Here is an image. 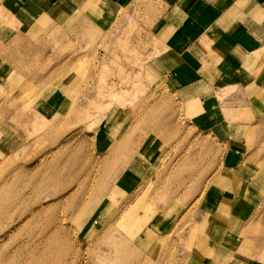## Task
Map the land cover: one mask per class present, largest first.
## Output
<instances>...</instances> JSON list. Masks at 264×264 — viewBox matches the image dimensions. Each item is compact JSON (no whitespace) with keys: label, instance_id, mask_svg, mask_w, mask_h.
<instances>
[{"label":"rangeland","instance_id":"obj_1","mask_svg":"<svg viewBox=\"0 0 264 264\" xmlns=\"http://www.w3.org/2000/svg\"><path fill=\"white\" fill-rule=\"evenodd\" d=\"M139 10L69 20L59 50L33 38L48 67L33 52L0 103V264H264V124L214 130L216 112L154 85Z\"/></svg>","mask_w":264,"mask_h":264},{"label":"crops","instance_id":"obj_2","mask_svg":"<svg viewBox=\"0 0 264 264\" xmlns=\"http://www.w3.org/2000/svg\"><path fill=\"white\" fill-rule=\"evenodd\" d=\"M135 5L152 8L146 19L139 10L137 19L149 20L154 85L163 84L192 109L216 112L214 130L228 134L264 124V0H0V103L13 100L28 79L33 52L34 67L47 63L48 43L36 46L33 38L56 35L59 50L69 20L108 30L119 10ZM225 145L232 162L241 158V135L229 136Z\"/></svg>","mask_w":264,"mask_h":264},{"label":"bare ground","instance_id":"obj_3","mask_svg":"<svg viewBox=\"0 0 264 264\" xmlns=\"http://www.w3.org/2000/svg\"><path fill=\"white\" fill-rule=\"evenodd\" d=\"M222 174V173H221ZM9 181V180H8ZM6 182V181H5ZM1 188V187H0ZM141 191V190H140ZM139 192V191H138ZM137 192V193H138ZM140 194V193H139ZM137 196V195H136ZM135 196V197H136ZM195 201V200H194ZM196 202V201H195ZM197 204H198V201H197ZM193 206V205H192ZM191 206V207H192ZM194 206H195V204H194ZM193 208H195V207H193ZM0 210H3L2 208H0ZM191 210V209H190ZM194 210V209H193ZM188 213V212H187ZM219 213H220V211H219ZM187 216V218H188V215H186ZM253 216V215H252ZM253 218V217H252ZM248 220H250V218L248 219ZM252 220V219H251ZM247 222V221H246ZM143 232V231H142ZM150 234H152L151 233V231H149V232H147L146 234H145V238H147L148 239V237L150 236ZM217 234V233H216ZM138 238V237H137ZM218 238V237H217ZM118 239V238H117ZM130 239V238H129ZM132 240V239H131ZM120 241V240H119ZM122 254V253H121ZM123 255V254H122Z\"/></svg>","mask_w":264,"mask_h":264}]
</instances>
